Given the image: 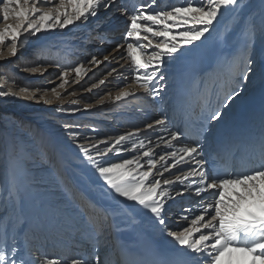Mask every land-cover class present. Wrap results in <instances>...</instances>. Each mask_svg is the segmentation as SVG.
Wrapping results in <instances>:
<instances>
[{
	"label": "snow or ice",
	"instance_id": "6c2138e0",
	"mask_svg": "<svg viewBox=\"0 0 264 264\" xmlns=\"http://www.w3.org/2000/svg\"><path fill=\"white\" fill-rule=\"evenodd\" d=\"M117 2L118 0H0V23L3 24V27H0V58L4 57L5 49L8 57L17 56L22 45L26 47L30 38H40L38 34L44 35L57 28L65 29L70 25L75 26L78 22L87 23L92 19H99L101 10L114 7ZM242 6L241 0H184L179 6L160 7L158 0H145L139 7L133 6L130 14L127 6L117 8L121 15L127 16L123 39L126 43V58L133 69L131 84L153 98L159 97L165 91L162 82L167 78L164 72L167 65L187 52L188 46L195 47L196 42L202 41L215 24L220 22L219 18L225 11H236ZM242 37V45L233 63L239 67L240 75L246 81L255 64L252 55L258 37L264 45V22L259 33L254 23L246 24L242 29ZM101 40L103 42V37ZM120 49L121 45L117 44L113 51L118 53ZM109 58V55L104 56V61ZM101 63L96 55H92L87 61L88 65L93 66ZM40 70V65L30 69L32 72ZM89 70L84 63L62 70L59 75L61 82L57 87L64 88L72 73L78 83ZM113 72H116V69H112L108 75ZM4 83L5 80L0 77V86ZM104 83V80L99 81L100 85ZM91 87L96 88L97 84ZM50 91L57 99L60 98L61 93L56 91V87ZM135 94L132 87L121 89L115 95L114 102L134 97ZM238 94L232 89L225 99L231 102ZM21 95L28 100L35 98V92L26 88H20L17 92L4 91L0 87V97ZM40 99L45 103L51 102L44 96ZM109 100H112L111 96ZM97 103L104 105V98ZM219 105L208 111L204 119L209 123L200 126L192 142L178 148H174L173 144L179 143L184 133L169 131L167 139L157 137L165 146L161 152H154L150 139L147 145L144 140H139L131 142V150L137 152V155L132 158H120V153L128 151L125 142L132 141V138L139 134L140 130L137 128L135 132L121 134L115 138L96 140L87 147L78 145L79 152L102 180V195L111 196L113 200L122 198L125 202H131L127 204L129 210L137 207L146 210L161 226L166 223V201L174 198L169 189H172L176 196H183L188 192L201 197L202 194L209 193L210 200L202 199L194 205L199 214L181 216L187 226L167 231V236L184 250L185 255L194 258L197 264L201 259L204 264H264V133L258 142V153L254 152L249 157L243 170L216 169L212 166L200 138L212 124L219 123L224 118L225 113L221 109L227 105L222 101ZM88 107L86 106V111ZM166 119H155L152 123H147L145 128L163 126ZM71 127L74 126L65 125V128ZM71 134L74 137L80 136L79 133ZM16 151V146H13V154ZM113 153L117 154V162H109L106 159ZM189 161H194L196 166H189ZM161 162L163 171L160 170ZM180 166H185L188 170L181 171L174 180L164 178V173H170ZM176 185H179L178 190L174 187ZM191 211L185 209L186 213ZM121 214H124L123 210ZM108 219V215L96 217L97 237L102 235ZM13 252L17 250L13 249ZM0 264H28V261L18 255L9 259L4 253H0ZM40 264L65 262L59 258L44 257ZM68 264L103 262L97 254L91 260L71 258ZM174 264L188 262L178 259Z\"/></svg>",
	"mask_w": 264,
	"mask_h": 264
},
{
	"label": "bare ground",
	"instance_id": "6f19581e",
	"mask_svg": "<svg viewBox=\"0 0 264 264\" xmlns=\"http://www.w3.org/2000/svg\"><path fill=\"white\" fill-rule=\"evenodd\" d=\"M158 5L163 7L159 0ZM122 6H127L129 14L131 13L133 8L131 4H125L123 0H118L114 7L101 10L99 19H92L87 23L78 22L75 26L70 25L65 29L57 28L50 31L52 41L48 45V52L60 51L61 55L57 63L61 64V68L65 64L68 66L69 62H63L64 64H62L63 60L61 59L68 56L65 59L67 61L71 53L75 55L77 49H79L77 47L81 43V41L79 43V38L83 36L81 40H85L84 37H87L90 30L101 25V27H104L105 17L111 15L112 8ZM115 17L116 19L126 20V16L121 15L120 12ZM215 42L213 46H205L184 55V61H181L177 66V70L175 69L177 73H174L172 79H170L172 84L170 88L167 87L165 94L153 98L130 84L124 88L132 87L136 93L134 97L119 102H114V100L108 102L106 100L105 104L101 105L100 110H114L118 117H120L119 111L124 108L127 102L130 107L127 108L129 112L124 114L127 120L124 119L125 122L119 125L120 128L118 130L111 129L108 135L101 140L114 138L112 137L114 132L124 130L127 125H131L135 120L142 121L153 117L156 114L157 107L163 104V111H157V113L161 114V118H167L166 123L154 129H146L145 126L136 127L140 130L139 134L133 137L132 141L125 142L128 151L120 153V158H132L137 155V152L131 150V142H138L139 140H144L147 145L150 139L153 143L154 152H161L165 146L160 143L157 137L167 139L169 131L184 133L179 143L173 144L174 148H178L183 144L192 142L200 126L209 123L204 119L208 111L211 108L219 107V102L222 101L227 105V107L221 109L225 113L224 118L219 123L212 124L209 130L201 136L200 142L205 145V152L208 154L211 152L218 153L222 158H225L227 154L231 153L228 157V160L232 161L231 168L239 167L240 171L243 170L249 157L254 152L258 153V142L261 134L264 133V45L255 57L252 56L259 67L258 75L252 77V82L258 85L257 90L252 94H247L246 97L235 96V99L233 98L229 102L225 99V96L232 89L236 91L239 89L238 84H236L238 83L236 76L240 75L239 67L236 64L233 67V72L231 71L230 64L233 61L230 60L234 59L243 40L235 44L231 56L224 53L220 42ZM52 43L53 45H51ZM260 44L261 41L258 37L256 45ZM81 46L85 47L82 43ZM123 54L122 48L118 53L112 51L107 54L110 57L111 64L114 66L119 65L118 68H115L116 72H113V74L117 73L119 75L121 72L128 74V70H132L128 66V62H122L124 59L121 58ZM224 54L225 56H222ZM116 60L118 61L115 62ZM76 62V60H73L72 64H75L68 66V68L81 63L86 65L87 63L82 59L79 60V63ZM73 75L75 74L72 73ZM124 75L122 78L120 77V83H105L107 85H103L96 92L100 90L108 91L113 86L126 84L127 79ZM112 77L114 76H108L111 81ZM52 82L50 84H54L55 81ZM17 84L19 87L36 89L32 92H38L37 90L41 88V91L45 92L43 89L46 88L42 85V80H32L31 83H27L22 79H18ZM174 85H176L175 91L170 94ZM210 85L212 89H208ZM74 86H77V84L71 87L65 85L59 91L64 92V90L74 88ZM44 97L52 99L49 106L53 109L62 105L63 97L57 99L54 95L49 96L48 94ZM159 98H161V102H159ZM136 102L138 103L135 104ZM239 103L240 107L237 108L236 106ZM138 109L141 111L138 112ZM136 129L131 132H135ZM88 138L85 136L82 141L89 140ZM91 143L95 142L88 141L83 145L87 147ZM57 158L59 157L53 156L45 170L43 172L39 170L36 175V183H39L37 186L41 188L38 189L37 193L31 192L30 189L26 190L24 182L17 171L9 173L7 181L9 184L13 181L18 182L20 188L23 189L25 204L20 205L18 208L20 213L16 209L14 210L12 207L14 203L10 199L5 206L4 214L9 218L10 228L8 235L0 236V253H4L6 258L10 259L14 255H18L19 258L28 261V264H40L42 258L49 257L62 259L65 264H68L71 258H88L91 260L98 254L103 264H116V257L117 264H126L132 263L130 254L134 252V257L140 258L137 264H171L178 259L187 261L188 264H197L194 258L185 255L184 250H181L180 246L167 236V231L179 230L180 227L187 226V222L182 220L181 216L199 214V210L194 205L202 199L210 200L211 195L209 193L202 194L201 197H196L188 192L183 196H176L175 192L169 189L174 198L166 201V211L164 213L166 223L161 226L150 212L141 210L138 207L129 210L127 204L131 202H125L122 198L113 200L111 196L102 195V180L99 179L93 168H91V176L88 181L90 187L87 192H82L79 185L82 178L74 174V166L67 161L60 163ZM106 159L109 162H117V154H110ZM144 162L146 167V158ZM162 164L163 162L160 166L161 171H163ZM188 164L191 167L196 166L194 161H189ZM5 165L8 166L9 162L6 161ZM187 170V167L180 166L171 170L170 173H164V178L174 180V173ZM174 187L178 190L179 185ZM29 204H32L35 210H31ZM185 209H191L192 211L186 213ZM122 210L124 214H121ZM98 215H108L109 217L104 225L103 233L99 237L96 234L97 226L95 223ZM41 221L45 223L42 227H40ZM146 226L151 236H146L142 232V229ZM13 249H16L17 252H13Z\"/></svg>",
	"mask_w": 264,
	"mask_h": 264
},
{
	"label": "rangeland",
	"instance_id": "374dc122",
	"mask_svg": "<svg viewBox=\"0 0 264 264\" xmlns=\"http://www.w3.org/2000/svg\"><path fill=\"white\" fill-rule=\"evenodd\" d=\"M159 1H161V5L163 6H179L184 3V0ZM123 2H125V4L130 3L132 7H139V5L145 1L123 0ZM241 3L243 5L242 8L236 11H225L219 18L220 22L215 24L210 30V33L206 34V37L203 38L202 41L196 42L195 47L188 46L189 50L187 52H192L193 50H198L199 48H204L209 45L213 46L216 43L215 41H218L224 53L227 54V56H231L235 44L243 40L242 29L246 24L250 22L254 23L257 33H259L262 22H264V0H241ZM115 13H119L117 8H112L111 15L105 17L106 22H103L104 27H101V25L96 27L97 29L94 28L90 30V32L87 33V37H84L85 40H81L83 36L79 38V43L81 41L82 45L85 46L84 48L80 43L79 47H77L79 49H77L75 55L71 53L67 61H65V59H67L68 56H64V59H61L63 60L62 64L69 62L68 66L75 64H72L73 60H76L78 63L81 59L87 62L91 59L92 55H96L97 58L102 61L98 66L88 65L86 63V69L90 70L79 80L78 83L80 84L75 82V75L72 76L71 74L69 77L70 79L68 78L69 83L66 84V87H71L75 84H77V86L68 88L64 90V92L61 90L59 91L61 88L57 87V85L61 82L59 79L60 72L68 68V66L65 64L64 67L62 65L63 68H61V64L57 63L61 55L60 51L48 52V45H50L52 41L51 32L44 35L38 34L40 36L39 39L30 38L27 46L25 47L22 45L21 50L15 57H8L7 50H4V57L0 58V77L5 80V83L0 86L2 90L18 92L20 88H25L18 86V79H22L27 83H31L32 80H42V85L46 88L43 89L45 92L41 91L42 88L37 90L38 92H35L36 94L33 100H28L24 98L23 95L9 98L0 97V236L8 235V230L10 228L9 218L4 214L7 201L9 199L13 201L14 204L12 207L14 210L16 209L18 213H20L18 210L20 205L25 204L23 189L20 188L18 182L13 181L9 184L7 181L9 173H15V171H17L21 180L24 182L26 190L30 189L31 192L37 193L38 189L41 188L37 186L39 183H36V175L39 170L40 172L45 170V167L49 160H52L53 156H57L59 157L57 159L60 163L67 161L74 166V174L82 178V181L79 183L82 192H87L90 187L88 186V181L91 176L92 167L84 160L83 155L79 152L78 145H83L88 141L96 142V140H101L108 135L111 129L118 130L120 128L119 125L125 122L124 119L126 117L124 114L129 112L127 108L130 107L128 102L124 105V108L119 111L122 119L115 114L114 110H100L102 106L97 103L101 98H104V100L108 102L114 100L117 92L131 84V76L133 75L132 66L130 62L125 59L126 43L123 37L126 31L127 16L126 20L120 18L116 19ZM9 23H14V21H9ZM0 27H3L2 23H0ZM99 36L103 37V42ZM117 44L121 45L124 53L122 57L125 58L122 62H128V66L132 70H128V74L124 72L126 75L122 72L119 73V75L117 73H112L114 77L111 78V81L110 78H108V73L112 69L118 68L119 65L114 66L111 64L110 60L104 61V56L111 53ZM51 45H53V43ZM240 47L241 46H239L238 49H240ZM262 48V44L256 45V51H253L252 56L255 57L256 53ZM187 52L182 54L178 59L171 61L164 69L167 77L166 80L162 82L165 85V91L167 87H171L172 83L170 79H172L174 73H177L175 69L177 70V66H179L181 61H184V55ZM225 54L222 56H225ZM253 59L255 60V58ZM37 65L41 66L40 71H30L32 67H36ZM230 66L233 72L235 63H231ZM258 71L259 67L255 63L253 65V71L249 74L246 81L242 76H236L238 80L236 84L239 86L237 92L240 97H246L247 94H252L257 90L258 85L252 82V77L256 74L258 75ZM123 75L128 78L126 84L113 86L108 91L100 90L96 92V90L101 89L103 85H107L110 82L120 83ZM100 80H104L107 84L104 83L100 85ZM52 81H55L54 84H50ZM93 84H97V87L92 88L91 86ZM53 87H56V91L61 93L60 97H63L62 105L54 109L49 106V103H45L44 100L40 99L41 96L46 94L49 96L54 95L50 91ZM175 88L176 85L173 86L170 94L175 91ZM26 89L31 92L36 90L31 87ZM88 89H91V91H88ZM208 89H212L211 85L208 86ZM165 91L161 94H165ZM238 95L236 97H238ZM109 96L112 97V100H109ZM47 100L51 101L52 99L50 98ZM159 102H161V98H159ZM137 103L138 102L135 104ZM86 106H89L87 111L85 110ZM163 106V104L158 106L157 111H163ZM236 107L239 108L240 103ZM140 111L141 110L138 109V112ZM157 111L153 117L142 121L135 120L131 125H127L124 130L114 132L112 137L115 138L119 134L131 132L138 126H145L147 123H152L155 119H161L162 116L158 114ZM66 124L73 125L74 127L65 128ZM71 133H79L80 136L74 138ZM85 136L86 138L89 137V140L82 141ZM13 146L17 148L15 154L12 152ZM6 161L9 162L8 166L5 165ZM144 170H146V167ZM179 174H181V171L174 173L173 177L175 178V176ZM29 208L35 210L32 204H29ZM44 224L45 223L41 221L40 227ZM142 232L146 236H151L147 226L142 229ZM199 263L204 264L203 259L199 260Z\"/></svg>",
	"mask_w": 264,
	"mask_h": 264
}]
</instances>
